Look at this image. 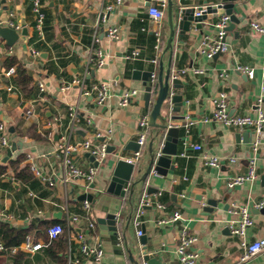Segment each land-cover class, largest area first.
<instances>
[{
	"label": "crops",
	"instance_id": "crops-1",
	"mask_svg": "<svg viewBox=\"0 0 264 264\" xmlns=\"http://www.w3.org/2000/svg\"><path fill=\"white\" fill-rule=\"evenodd\" d=\"M41 1L45 13L43 38L36 29L33 0H6L4 3L0 0V27H9L13 23L20 28L17 30L20 37L14 46L0 36V124H6L10 148L18 143L8 162H3L8 149L0 160V168L4 170L0 172V245L6 246L3 233L8 229L30 230V238H41L46 242L42 225L49 228L56 221L65 223L63 214L61 219L54 217L62 213L59 206L64 197V187L59 182L62 160L58 148L67 134L69 107L76 106L79 120L71 141L81 143L86 138L93 139L94 133L99 131L107 136L109 147H116L117 153L109 154L105 162L96 167L94 189L89 192L93 197L90 218L96 223L93 234L102 242L105 256L101 262L87 260L85 264H133L127 246L132 248L135 257L141 256L142 246L133 217L143 194L148 193L151 187L158 190L151 195L161 193L160 201L166 210L145 209L142 230L147 238L148 254L155 255L164 264H179L176 255L179 224H158L163 216L179 210L186 218V226L199 238L194 247L199 254L198 264H241L239 239L231 234L229 226L238 217L236 207H248L255 225L248 230L247 240L264 237V214L257 213L259 210L256 208L259 202L264 201V130L257 155L258 178L229 188L230 178L247 171L254 135L248 132L251 134L250 141L245 143L243 138L237 140L236 136L246 132L214 121L205 122L204 118L214 111L213 98L221 91L227 93L231 115L257 118L259 107L264 110V35L250 26L251 22L264 26V0L235 2L234 13L243 20L227 34L229 52L213 59L200 55L199 47L206 36L215 35L218 18L204 21L202 30L192 25L183 38H176L172 57L169 52L165 53L170 34L166 0L163 54L157 67L150 62L154 56L155 35L148 9L162 0H151L150 6L149 0H126L110 15L106 25L99 24V16L108 0ZM172 1L176 24L182 11L187 8L197 10L216 4H231L230 0ZM22 24L27 30L26 36L21 34ZM108 26L120 29L119 40L113 41L108 37ZM96 30L100 41L95 47L102 51L105 64L95 70L90 81L109 86L111 97L104 106L96 104L94 96L83 97L80 88L72 85L73 80L82 75ZM136 49L141 57L127 59V55ZM33 52L40 55L36 56ZM9 58H16L27 68L33 80L30 94L18 87L17 73L6 75L10 69L6 67ZM161 63L164 76L170 65L173 73L185 67L204 71L202 75L190 71L179 78V87L172 89V92L183 96V106L180 113L173 115L184 119L170 122L172 126L181 127V136L184 137L183 126L188 120L194 121L188 140L191 144L201 145L202 151L185 148L180 142L177 156L172 157L174 170L169 169L166 177L152 173L146 182H142L151 159L150 143L157 132L150 126L142 158L128 184V192L122 198L107 191L115 162L133 153L125 148L131 142L138 141L142 115L151 114V109L145 107L143 82L134 79L133 73L155 71L157 82ZM238 66L252 68L254 78L249 79L237 69ZM12 67L17 69L16 65ZM222 71L227 72V78L220 77ZM40 84L44 85V92H41ZM9 88L12 90L9 91ZM127 90L139 91L140 97L123 108L120 100ZM156 97H152L151 108ZM29 110L33 112L30 116L27 114ZM109 131L112 132L110 136ZM35 135L42 139H35ZM161 144L158 140L154 141L155 154ZM23 154L26 160L22 166L37 164L43 174L54 178L57 186L50 188L38 178L29 183L18 180L12 163ZM203 154L219 156L224 163L219 168H207L203 164ZM28 156L33 161L28 160ZM232 156L239 158L237 165L229 164L228 158ZM72 158L75 165L82 168L94 164L82 151L72 153ZM69 193L72 196L71 212L83 216L82 201L79 200L83 195L80 186L74 183ZM211 199L219 200L218 207L212 213L205 212L204 207ZM108 213L117 216V236L107 227L101 228L97 222L98 218ZM23 244L10 246L20 247L16 253L0 251V264H60L51 255L48 246L37 253H28ZM244 264H264V252Z\"/></svg>",
	"mask_w": 264,
	"mask_h": 264
},
{
	"label": "built area",
	"instance_id": "built-area-1",
	"mask_svg": "<svg viewBox=\"0 0 264 264\" xmlns=\"http://www.w3.org/2000/svg\"><path fill=\"white\" fill-rule=\"evenodd\" d=\"M107 2V0H105ZM126 0H108V4L105 9L101 12L99 16V24L106 25L109 23L110 15L120 6L124 4ZM147 1V0H144ZM223 5V4H222ZM166 7L167 1L162 0L148 9V15L150 17L152 31L155 35V46H154V56L151 59V64L157 67L161 60L163 54L164 45V21L166 17ZM207 7H203L201 10H196L195 15L201 16L203 12L206 11ZM33 12L36 15V29L39 36L44 37V22L45 13L43 11V3L41 0H33ZM231 16L223 14L218 17L215 23L216 33L212 36H206L200 47L199 54L205 56L209 59L215 58L217 55L226 54L230 50L229 44L226 42V37L228 34V27L231 25ZM251 28L264 35V26L257 22H251ZM9 27L19 30V26H15L13 23L9 24ZM108 37L117 41L121 38V32L118 27L108 26L107 29ZM99 34L97 30L93 35V46L91 48L90 54L86 59L82 75L79 78L73 80L72 85H77L81 90V95L83 97H93L95 98L96 104L99 106H104L111 97L110 88L107 84H100L97 82H92L91 76L96 69L101 68L105 64V58L100 49H97L95 45L99 42ZM36 56H39V52H33ZM141 57L139 50H133L127 55V59H137ZM237 69L244 74L249 79L254 78V70L250 67L238 66ZM192 71L196 75H202L203 70L195 67H185L178 71L172 72L173 79H179L181 76ZM16 74V68H10L6 75L12 76ZM222 79L227 78V72L222 71L220 73ZM152 87L156 84V73L153 71V75L149 82ZM71 84L68 85L70 87ZM66 87V88H68ZM12 90L9 88V91ZM41 92L45 91L44 85L40 84ZM140 97V93L137 90H127L120 100V106L126 108L131 104L135 103ZM260 100L259 103H261ZM214 111L210 116L204 118L205 122H218L227 127L238 129L242 132H251L254 135V140L251 144V155L249 156L248 168L245 173L237 174L229 179V188H235L237 186H242L247 182H253L258 178L257 173V159L258 150L261 145V139L264 130V110L259 107L258 117L253 118L248 115H231L229 112L227 93L225 91L219 92L213 98ZM32 110L27 111V114L32 115ZM68 127L67 134L63 136L59 144L58 152L59 157L62 160V168L59 182L64 187V197L63 202L60 204L59 208L65 217V223L55 224L48 228L47 235L51 240L59 239L61 236H65L67 240V250H66V261L67 264H85L87 260H93L96 262H101L105 256V251L102 242L99 238L93 234L96 230V223L90 218L92 212V203L89 200L82 201V208L84 215L79 216L71 212V199L72 196L69 193L72 185L77 184L80 186L83 195H89L95 183L96 167L93 165L89 168H82L73 162L72 153L82 151L84 153L90 154L94 157V162L98 165L103 164L108 154L109 142L107 136L97 131L93 135V139L86 138L81 143H74L71 141L72 135L74 134V129L79 120V109L76 106H70L68 110ZM90 124V121H88ZM194 124V121L188 120L186 125L183 126L185 130V135L182 137L181 142L185 148L191 147L195 151H202L201 145L191 144L188 140L189 130ZM179 127V126H177ZM181 128V127H179ZM150 130V116L149 114L142 115L139 121V134L137 143L140 149L133 152L129 156L123 158L125 161L137 165L143 155V148L146 145L147 137ZM112 132L109 131L110 136ZM11 142L9 140L8 130L5 123L0 124V160L4 157L5 150L9 149ZM161 149L158 151L156 156L161 155ZM184 155V154H183ZM28 160L33 161L31 156H28ZM203 164L207 168H219L223 165V158L216 155L203 154L202 155ZM239 158L232 156L228 158V162L231 165H237ZM31 171L34 176L46 184L50 188H55L56 182L51 176L48 177L42 173L41 169L37 164L31 163ZM129 185H125L124 191L128 192ZM161 193L151 195L145 192L141 198L140 204L134 214L133 224L137 228L138 237H142L144 232L142 230L143 221L142 218L145 214V209L147 207L157 208L159 211L163 212L166 210V206L160 201ZM258 210L264 208V201L259 202L256 205ZM235 214L238 217L234 219L229 226L230 232L233 236L239 239V245L241 249L240 263L244 264L251 259L258 256L260 253L264 252V237L258 238L254 241L247 240L248 230L254 227L255 222L251 211L248 207H236ZM186 218L183 213L179 210L172 213H168L163 216L158 224L172 225L179 224L178 237H177V248L176 255L179 264H198L199 254L194 250L195 245L199 241V238L193 234L185 224ZM24 250L28 253H37L48 245L41 239L27 238L23 244ZM20 250V247L6 248L0 245V251L16 253Z\"/></svg>",
	"mask_w": 264,
	"mask_h": 264
},
{
	"label": "water",
	"instance_id": "water-1",
	"mask_svg": "<svg viewBox=\"0 0 264 264\" xmlns=\"http://www.w3.org/2000/svg\"><path fill=\"white\" fill-rule=\"evenodd\" d=\"M151 0H149L148 5H151ZM237 0H230L231 4L222 5L216 4L211 5L206 8V11L202 13L201 16H196L195 8H187L182 11L181 17L178 19V23L176 24L174 19L173 12V1L168 0V24L170 29V34L167 40L165 53L169 52L170 57H172L175 50V40L176 38H183L187 32L190 31L192 25L195 26L196 29L202 30L203 22L206 20H213L214 18H218L219 16L226 14L231 16V25L228 27V32L234 31L236 26L240 24L243 20L242 18H238L234 13L235 2ZM6 0H3V3ZM199 8L198 10H201ZM23 31L22 35H27V30L25 25L22 24ZM0 36L7 40V43L10 46H14L16 42L19 40V33L12 27H0ZM219 57L217 55L215 58ZM94 72L92 73V76ZM153 75V71L146 72H134L133 78L137 80H141L143 82V86L145 87L144 92V102L145 107L147 109H151L150 114V126L152 128L157 129V132L154 136V140L150 143V154L151 159L149 161L148 168L143 175L141 181L146 182L150 175L156 174L159 177H166L168 174V170H174V165L172 157L177 156L179 150V143L181 142V129L176 126H172L170 124L171 121H179L183 120L184 117L177 116L173 114H177L181 112V108L183 106V96L173 94L172 89L178 88L180 84L179 79L172 78V69L171 65L169 66L166 76H164V67L161 63L160 73L158 76V81L152 87L149 85L151 77ZM157 96L155 100V104L151 108L152 97ZM13 131V130H12ZM251 134L246 132L244 134H237V140L243 138L245 143H249ZM160 141L162 149L161 155L156 156L154 153V141ZM164 141V142H161ZM18 144V143H17ZM17 144L14 143L11 148L7 150V155L4 158L3 162L6 163L12 157L13 152L17 150ZM126 150H130L131 152H136L140 149V146L137 142H131L129 146L125 148ZM108 154L114 155L116 153V147L110 146L108 148ZM86 157L94 163L95 167L98 166L97 162H94V157L90 156V154L86 153ZM136 165L131 164L124 159H119L115 162V167L113 169V174L111 181L109 183L107 191L111 194H115L119 197H125L126 192L124 191L125 185L129 184L132 181L133 173L135 171ZM158 190L156 188H149L148 193H156ZM133 192V191H132ZM93 197L89 195H82L79 197L80 201L89 200L92 201ZM219 204V200L211 199L208 201L207 206L204 207L205 212L212 213L214 212ZM228 206H226L227 209ZM257 213L264 214V208L262 210L257 211ZM56 219L62 218V213H57L54 216ZM116 215L112 213H108L103 218H98L97 222L101 226V228H108L114 235H118L117 228V220ZM140 243L142 246V254L141 256L135 257L134 251L132 248L127 246L130 260L133 264H164L158 260L155 255L148 254L147 251V238L145 236L140 237Z\"/></svg>",
	"mask_w": 264,
	"mask_h": 264
},
{
	"label": "trees",
	"instance_id": "trees-1",
	"mask_svg": "<svg viewBox=\"0 0 264 264\" xmlns=\"http://www.w3.org/2000/svg\"><path fill=\"white\" fill-rule=\"evenodd\" d=\"M17 66L16 73H17V83L18 87L21 91H23L26 94H30L32 92V77L29 74L27 68L20 64L16 58H9L6 67L9 69L12 66ZM7 69V70H8ZM35 139H42L40 136L35 135ZM26 160V156L20 155L15 162L12 163L13 168L16 171V176L18 180L29 183L35 180V176L33 172L31 171L30 165L22 166L24 161ZM1 167H5L2 165ZM3 168H0V172H3ZM72 202V201H71ZM55 224L62 223V221H56ZM1 228L5 229V226L1 225ZM47 227L46 225H42L43 234L45 235L47 245L49 247V251L51 255L59 260L60 264H65L64 260V254L67 249V240L65 236H61L59 239L51 240L49 236L47 235ZM3 240L5 242L6 248H11L10 246L13 245H21L26 241L27 238L32 236L31 231H19L15 229H8L5 233H3Z\"/></svg>",
	"mask_w": 264,
	"mask_h": 264
}]
</instances>
